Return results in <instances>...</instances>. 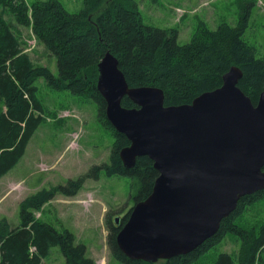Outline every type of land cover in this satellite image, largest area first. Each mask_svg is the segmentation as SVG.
Returning a JSON list of instances; mask_svg holds the SVG:
<instances>
[{"label":"trees","instance_id":"obj_1","mask_svg":"<svg viewBox=\"0 0 264 264\" xmlns=\"http://www.w3.org/2000/svg\"><path fill=\"white\" fill-rule=\"evenodd\" d=\"M4 14L29 29L54 56L56 75L46 66L33 64L24 52L25 42ZM248 17L244 13L234 26L222 23L214 30L200 23L190 40L180 45L176 29L144 24L135 0H82L74 12L62 0H0V179L23 157L31 136L48 112L37 97L35 82L40 79L56 91L91 101L97 121L113 132L107 163L92 166L65 185L42 188L24 198L18 204L16 228H11L5 217L0 218V264H41L53 247L59 249L64 264H94L86 257L85 246L75 244L70 231H58L36 218L35 213L56 195L74 196L86 179L97 180L101 172L129 179L135 188V203L152 191L158 176L152 161L146 156L138 157L135 165L126 169L119 158L120 150L129 141L107 121L105 100L96 89L97 64L105 52L116 57L129 87L162 89L165 106L190 104L200 94L218 88L222 75L231 66L242 71L238 87L256 104L264 89V57L257 58L255 47L243 39ZM121 105L135 108L126 97ZM262 198L264 190L242 197L217 233L186 255L157 263L128 259L116 243L121 226L110 219H106L107 248L120 264H195L225 237H232L239 245L238 252H221L214 264H264V222L247 224L243 219ZM129 213L122 218L123 224Z\"/></svg>","mask_w":264,"mask_h":264},{"label":"water","instance_id":"obj_2","mask_svg":"<svg viewBox=\"0 0 264 264\" xmlns=\"http://www.w3.org/2000/svg\"><path fill=\"white\" fill-rule=\"evenodd\" d=\"M97 74L106 119L129 141L119 152L123 167L146 156L158 172L116 236L128 259L157 263L194 251L242 197L264 190V89L253 104L238 87L240 68L231 66L218 88L190 104L170 106L160 88L129 87L109 51ZM124 97L135 108L123 107Z\"/></svg>","mask_w":264,"mask_h":264},{"label":"rangeland","instance_id":"obj_3","mask_svg":"<svg viewBox=\"0 0 264 264\" xmlns=\"http://www.w3.org/2000/svg\"><path fill=\"white\" fill-rule=\"evenodd\" d=\"M69 11L80 8L82 0H62ZM144 24L160 29H176L177 42L182 45L200 23L214 30L227 23L234 26L248 14V26L243 39L255 47L257 58L264 57V0H135ZM4 19L25 42L33 64L46 66L56 75V60L38 43L29 29L14 21L10 14ZM37 97L48 110L43 122L31 136L23 157L0 179V218L5 217L11 228L19 224L18 204L42 188L65 185L84 175L92 166L107 163L113 142L112 130L103 127L96 118V108L67 91H56L44 80L35 82ZM135 188L123 176L86 179L72 197L56 195L35 217L53 225L58 231L68 230L75 244L86 248V257L94 264H120L108 251L106 219L124 217L135 202ZM247 224L264 222V198L243 216ZM239 220H237L238 223ZM242 222V221H240ZM239 222V223H240ZM239 245L225 237L195 264H214L221 252L234 255ZM57 247L50 250L41 264H64Z\"/></svg>","mask_w":264,"mask_h":264},{"label":"flooded vegetation","instance_id":"obj_4","mask_svg":"<svg viewBox=\"0 0 264 264\" xmlns=\"http://www.w3.org/2000/svg\"><path fill=\"white\" fill-rule=\"evenodd\" d=\"M115 218H116V216H114V217H112V221H113V223H114V221H115ZM119 218H120V220H119V226H122L123 225V222H122V218L123 217H121V216H119Z\"/></svg>","mask_w":264,"mask_h":264}]
</instances>
